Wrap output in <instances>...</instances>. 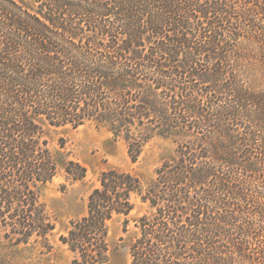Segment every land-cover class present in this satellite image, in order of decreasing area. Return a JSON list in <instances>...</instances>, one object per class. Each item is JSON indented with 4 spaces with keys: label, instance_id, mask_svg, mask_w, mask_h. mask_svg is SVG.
Masks as SVG:
<instances>
[{
    "label": "trees",
    "instance_id": "1",
    "mask_svg": "<svg viewBox=\"0 0 264 264\" xmlns=\"http://www.w3.org/2000/svg\"><path fill=\"white\" fill-rule=\"evenodd\" d=\"M264 54V0H0V229L16 243L55 226L40 193L60 169L49 127H106L137 163L154 136L176 154L145 188L110 168L60 241L71 264H111L110 225L135 209L131 264H236L250 256L264 203V92L244 81V42ZM62 149L65 145L60 146ZM254 207V210L251 208ZM256 234V235H255Z\"/></svg>",
    "mask_w": 264,
    "mask_h": 264
},
{
    "label": "rangeland",
    "instance_id": "2",
    "mask_svg": "<svg viewBox=\"0 0 264 264\" xmlns=\"http://www.w3.org/2000/svg\"><path fill=\"white\" fill-rule=\"evenodd\" d=\"M244 42L242 48L245 59L241 70L248 86L264 92V54L260 55L255 41ZM264 143V131L259 133ZM46 137L51 150L65 158L79 162L87 169L83 182L73 183L60 169L57 177L47 184L40 193L54 224V230L46 239L32 238L29 243H16L5 237L9 230L0 229V264H71L73 254L60 241V236L71 227V222L87 214L88 197L99 186L101 173L110 168L132 171L142 177L145 188L155 178L156 170L165 160L176 154L177 146L161 136H154L145 147L137 163L128 154V145L122 137H116L106 127L88 123L79 128L71 126L49 127ZM65 145L62 149L60 146ZM253 201L264 203V182L256 180L252 184ZM135 209L129 215V231L124 232L125 217L117 218L110 225L111 264H131L130 245L137 237L138 219L151 212L150 205L134 196ZM254 210V207L251 208ZM258 227L254 240H250V256L238 260L236 264H264V219L255 223Z\"/></svg>",
    "mask_w": 264,
    "mask_h": 264
}]
</instances>
